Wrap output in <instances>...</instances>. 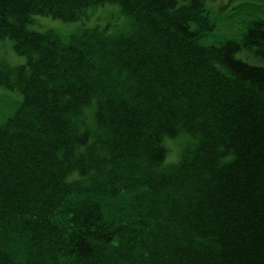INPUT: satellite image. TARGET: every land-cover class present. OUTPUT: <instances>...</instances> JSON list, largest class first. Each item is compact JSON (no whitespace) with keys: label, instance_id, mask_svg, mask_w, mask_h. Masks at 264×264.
<instances>
[{"label":"trees","instance_id":"16d2710c","mask_svg":"<svg viewBox=\"0 0 264 264\" xmlns=\"http://www.w3.org/2000/svg\"><path fill=\"white\" fill-rule=\"evenodd\" d=\"M211 1L0 0V264H264V67L200 42Z\"/></svg>","mask_w":264,"mask_h":264},{"label":"rangeland","instance_id":"374dc122","mask_svg":"<svg viewBox=\"0 0 264 264\" xmlns=\"http://www.w3.org/2000/svg\"><path fill=\"white\" fill-rule=\"evenodd\" d=\"M207 8L209 9L210 17L215 20L216 26L213 27L214 29L212 28L213 30L207 32L206 36H204L200 42L205 45H219L228 40L239 42L243 44V46L236 53V57L253 66L264 67V58L258 54L260 46H246L244 44L249 27L253 23L264 19V0H216L208 2ZM102 17H99L97 14L88 21H79L76 23H65L58 20L41 18L32 28L36 30L53 28L59 31L63 36H67L75 32V30H78V28H88V26L91 27L97 22L103 23L106 19ZM194 27L193 25V28ZM17 56L14 54L11 45L4 42L0 43V62L8 61L15 64L24 61V58L19 55ZM1 88L0 124H4L19 109L23 97L18 90H11L12 94L10 98H7L4 96ZM164 144L169 150L166 159L167 164L178 162L184 149H189L191 146L194 149V147L198 145V143L194 142V140L185 134H181L176 138L167 137Z\"/></svg>","mask_w":264,"mask_h":264}]
</instances>
